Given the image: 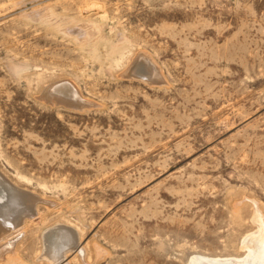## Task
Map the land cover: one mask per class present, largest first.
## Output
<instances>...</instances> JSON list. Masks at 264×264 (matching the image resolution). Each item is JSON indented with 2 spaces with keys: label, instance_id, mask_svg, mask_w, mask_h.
Here are the masks:
<instances>
[{
  "label": "rangeland",
  "instance_id": "obj_1",
  "mask_svg": "<svg viewBox=\"0 0 264 264\" xmlns=\"http://www.w3.org/2000/svg\"><path fill=\"white\" fill-rule=\"evenodd\" d=\"M0 178L31 199L0 264H50L56 228V264L243 258L264 235V0H0Z\"/></svg>",
  "mask_w": 264,
  "mask_h": 264
},
{
  "label": "bare ground",
  "instance_id": "obj_2",
  "mask_svg": "<svg viewBox=\"0 0 264 264\" xmlns=\"http://www.w3.org/2000/svg\"><path fill=\"white\" fill-rule=\"evenodd\" d=\"M9 184L0 178V198L2 199V204L0 203V231L4 232L5 230H3V228H5V226H1L3 223L5 224V222H8L11 224L12 222H9V220L13 221V219H19L18 216L20 213H17V208L24 205L26 207L25 211H27L31 204V199L27 200L28 197L23 196V194H21L17 189H11ZM7 227L9 226L7 225L6 228ZM67 238L66 233L64 231H60L58 228L49 231L44 236L45 256H47L50 264H54L65 254L63 250L68 245ZM70 242H72V240ZM242 247L245 250L246 255L241 259H206L198 256L192 257L189 264H264V235L260 229L256 233L246 236L242 241ZM50 255L52 257H50Z\"/></svg>",
  "mask_w": 264,
  "mask_h": 264
}]
</instances>
